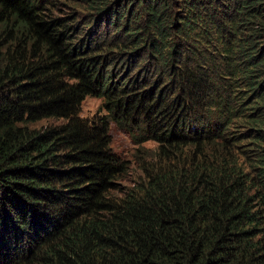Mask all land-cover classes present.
Returning <instances> with one entry per match:
<instances>
[{
	"label": "trees",
	"instance_id": "trees-1",
	"mask_svg": "<svg viewBox=\"0 0 264 264\" xmlns=\"http://www.w3.org/2000/svg\"><path fill=\"white\" fill-rule=\"evenodd\" d=\"M0 264H264V0H0Z\"/></svg>",
	"mask_w": 264,
	"mask_h": 264
},
{
	"label": "rangeland",
	"instance_id": "rangeland-1",
	"mask_svg": "<svg viewBox=\"0 0 264 264\" xmlns=\"http://www.w3.org/2000/svg\"><path fill=\"white\" fill-rule=\"evenodd\" d=\"M105 114L106 110L102 99L89 97L83 103L82 117L95 121ZM52 123L53 121H42L36 126H32V128L46 127ZM111 137L115 152L121 156L123 161L128 162L130 165L126 180L121 182L122 189L120 191L123 192L125 188L133 187L136 182L143 178L142 168L152 162L157 145L153 141L145 142L142 145L136 144L130 132L121 130L116 126H113L111 130Z\"/></svg>",
	"mask_w": 264,
	"mask_h": 264
}]
</instances>
